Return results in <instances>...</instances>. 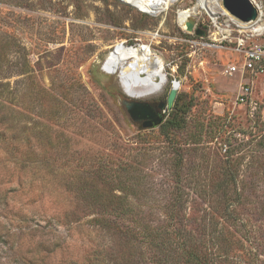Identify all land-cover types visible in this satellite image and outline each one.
<instances>
[{"label":"rangeland","instance_id":"obj_1","mask_svg":"<svg viewBox=\"0 0 264 264\" xmlns=\"http://www.w3.org/2000/svg\"><path fill=\"white\" fill-rule=\"evenodd\" d=\"M196 1L152 15L122 0H0V264H264V73H226L242 53L236 31L220 40L223 6L194 15L201 36L179 24ZM119 42L161 58L159 92L132 98L104 71ZM173 85L159 126L130 118L126 101L166 100ZM235 190L244 225L230 219Z\"/></svg>","mask_w":264,"mask_h":264},{"label":"bare ground","instance_id":"obj_2","mask_svg":"<svg viewBox=\"0 0 264 264\" xmlns=\"http://www.w3.org/2000/svg\"><path fill=\"white\" fill-rule=\"evenodd\" d=\"M122 1L132 3L142 11L157 15L168 10L179 0ZM222 6L221 0H197L192 6L178 10V22L184 26L185 22L195 17L194 15L201 9L209 14H215ZM226 11L224 9V12ZM258 19L257 28L264 33V21L262 18L258 17ZM103 69L110 74L117 73L124 90L132 98H142L159 92L166 82L164 62L159 56L148 53L144 46H129L124 42L115 44L105 58Z\"/></svg>","mask_w":264,"mask_h":264},{"label":"water","instance_id":"obj_3","mask_svg":"<svg viewBox=\"0 0 264 264\" xmlns=\"http://www.w3.org/2000/svg\"><path fill=\"white\" fill-rule=\"evenodd\" d=\"M223 7L234 17L244 22H254L259 17L258 6L252 0H222ZM187 31H194L201 36L205 32L197 27L195 17L185 22ZM178 88L173 85L166 100L159 102L130 100L125 102L127 111L133 121L141 122L143 129L159 126L172 108Z\"/></svg>","mask_w":264,"mask_h":264},{"label":"built area","instance_id":"obj_4","mask_svg":"<svg viewBox=\"0 0 264 264\" xmlns=\"http://www.w3.org/2000/svg\"><path fill=\"white\" fill-rule=\"evenodd\" d=\"M226 15L229 17L227 21L228 28H223V33L220 40L230 41L232 31H236L237 35L232 40L236 47V51L242 53V62L240 64L231 63L226 69L227 74H233L235 72L250 71L254 74L264 73V42H258L254 40L255 36H262L263 33L257 28L256 20L254 22H244L231 15L226 11ZM230 28V29H229ZM151 51V48H146ZM251 86L249 84H241V92L238 99L242 102H246L249 99Z\"/></svg>","mask_w":264,"mask_h":264},{"label":"trees","instance_id":"obj_5","mask_svg":"<svg viewBox=\"0 0 264 264\" xmlns=\"http://www.w3.org/2000/svg\"><path fill=\"white\" fill-rule=\"evenodd\" d=\"M2 57V55H1ZM5 91V84L0 82V94H3ZM125 99H127L125 96H123ZM130 101V100H129ZM29 153V152H28ZM237 183V176L234 174L230 173V184H236ZM224 195H226L224 193ZM230 219L233 220L232 225H237V224H241L244 225V220L245 218V211H244V206L246 205V202H243L244 196L243 193L238 192V191H231L230 192ZM124 206V205H121ZM120 210V209H119ZM124 211L125 209L122 208L121 211ZM102 216L98 217L95 219L96 221V225L99 229H108L109 227H111V224L108 222L105 214L101 213ZM236 231V230H235ZM234 234V232H233ZM164 245V240L161 238V246L160 248L162 249ZM191 259L187 260L188 262H185V264H203L201 259H199L197 256H193V254H190ZM99 259V258H98ZM36 264H42L44 262L42 256L39 255V258L36 260ZM161 264H172V262H170V259L166 258L161 260L160 262ZM174 263L176 264V261H174ZM93 264V263H90Z\"/></svg>","mask_w":264,"mask_h":264},{"label":"flooded vegetation","instance_id":"obj_6","mask_svg":"<svg viewBox=\"0 0 264 264\" xmlns=\"http://www.w3.org/2000/svg\"><path fill=\"white\" fill-rule=\"evenodd\" d=\"M153 102H155V101H153Z\"/></svg>","mask_w":264,"mask_h":264}]
</instances>
